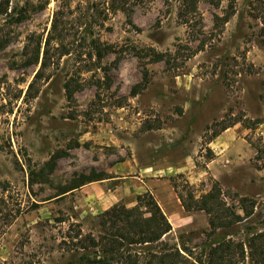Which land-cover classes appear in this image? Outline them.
<instances>
[{
	"label": "rangeland",
	"instance_id": "1",
	"mask_svg": "<svg viewBox=\"0 0 264 264\" xmlns=\"http://www.w3.org/2000/svg\"><path fill=\"white\" fill-rule=\"evenodd\" d=\"M231 1L196 0L188 10L181 0H8L0 14V264L73 257L62 243L69 227L95 232L111 204L86 200L82 185L60 188L108 172L132 186L142 169L156 173L161 196L146 192L173 223L163 240L186 248L184 264H207L217 237L244 244L243 258L223 264H253L246 243L264 228V121L246 125L264 119V0H233L223 21ZM58 8L62 46L53 43L29 87ZM92 39L110 49L99 62ZM38 45L37 63H28ZM52 155L54 169L41 177ZM212 185L231 211L242 215L235 205L245 197L253 213L211 236L197 204Z\"/></svg>",
	"mask_w": 264,
	"mask_h": 264
},
{
	"label": "trees",
	"instance_id": "2",
	"mask_svg": "<svg viewBox=\"0 0 264 264\" xmlns=\"http://www.w3.org/2000/svg\"><path fill=\"white\" fill-rule=\"evenodd\" d=\"M181 1L184 7L189 6L186 8L188 10L192 9L196 2V0ZM232 1L227 7L228 10L222 16L223 21H226L233 13ZM7 7L8 0L0 1V14L6 13ZM24 12L25 10L18 11L17 19L24 18ZM61 12L62 10L58 8L53 13L51 25L44 41L40 67L35 72L29 87L40 77L42 69L48 65V54L53 43L58 42L62 46L61 42L64 35L59 23ZM98 15H100V12ZM90 46L97 62L110 50L107 44H101L95 39L90 41ZM39 47L38 45L32 60H29L28 63H37ZM61 53L64 52L61 51ZM161 57L162 54L156 55V59ZM70 81L71 79H68L63 85L67 99H71L74 93ZM263 121L264 119L257 120L250 125H246V127H255L256 124ZM55 159L56 156L52 155L37 174L43 177L51 173L55 166ZM44 169H46V174L42 173ZM107 177L109 176L106 173L80 174L69 184L62 186L58 194L72 191L85 183ZM32 179L31 181H33ZM179 199L183 207L189 209V206L184 203L180 196ZM248 200V198L242 197L241 204L235 205V208L241 209L242 215L235 212V210L231 211L220 199L219 188L212 185L209 191L201 195L197 204V208L204 210L209 215L210 230L208 234L212 236L216 233L218 227H229L251 216L253 202H251V207L247 208L244 201ZM96 224L98 228L95 232L88 231L86 233H82L77 222L69 227L74 232L68 234V242L62 240V243L67 245L68 250H73L77 254L61 264H184L187 261V258L181 253L182 249L183 252H187L186 248L180 249L163 240V237L171 231L172 226L149 192L137 195L136 203L131 207H127L122 203L112 204L97 215ZM243 245L242 242H233L229 238H215L207 246V264H223L227 257H232L235 253L243 258ZM246 247L253 264H264V228L253 232L248 237Z\"/></svg>",
	"mask_w": 264,
	"mask_h": 264
},
{
	"label": "crops",
	"instance_id": "3",
	"mask_svg": "<svg viewBox=\"0 0 264 264\" xmlns=\"http://www.w3.org/2000/svg\"><path fill=\"white\" fill-rule=\"evenodd\" d=\"M144 171L145 170L142 169L139 172V176H137V179L133 181L132 186L124 185L122 181H118L121 180V177L111 175L110 172H108L109 177L107 178L93 181L96 183L89 182L87 184H83V196L86 200L92 197L95 204L104 203L106 200H108L112 205L121 201V203L127 207H131L135 204L136 194H141L142 192H146L147 190L155 195L156 198L158 196H161V194H159V192L157 191L158 189L156 186V173H148ZM91 187L97 188L93 194L91 193ZM170 223L172 226L173 223Z\"/></svg>",
	"mask_w": 264,
	"mask_h": 264
}]
</instances>
